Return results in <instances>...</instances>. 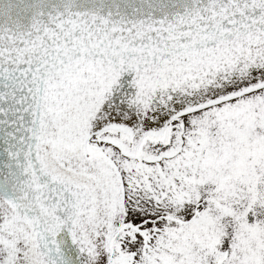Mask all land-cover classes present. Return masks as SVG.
I'll use <instances>...</instances> for the list:
<instances>
[{
	"label": "snow or ice",
	"instance_id": "obj_1",
	"mask_svg": "<svg viewBox=\"0 0 264 264\" xmlns=\"http://www.w3.org/2000/svg\"><path fill=\"white\" fill-rule=\"evenodd\" d=\"M0 264H264V0H0Z\"/></svg>",
	"mask_w": 264,
	"mask_h": 264
}]
</instances>
